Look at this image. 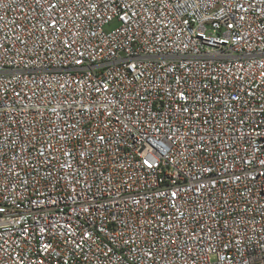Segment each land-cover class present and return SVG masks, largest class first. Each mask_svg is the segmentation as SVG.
Masks as SVG:
<instances>
[{
	"label": "built area",
	"instance_id": "1",
	"mask_svg": "<svg viewBox=\"0 0 264 264\" xmlns=\"http://www.w3.org/2000/svg\"><path fill=\"white\" fill-rule=\"evenodd\" d=\"M0 264H264V0H0Z\"/></svg>",
	"mask_w": 264,
	"mask_h": 264
}]
</instances>
